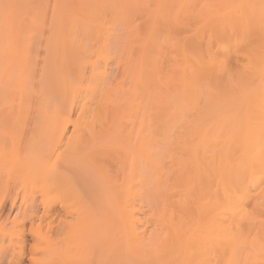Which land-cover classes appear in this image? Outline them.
<instances>
[{
	"label": "rangeland",
	"instance_id": "obj_1",
	"mask_svg": "<svg viewBox=\"0 0 264 264\" xmlns=\"http://www.w3.org/2000/svg\"><path fill=\"white\" fill-rule=\"evenodd\" d=\"M171 1H174V0H134V1H132V0H96V1L95 0H91V1L90 0H0V82H1L0 83V90L4 91V89H6L5 92L2 91V96H1V92H0V100H4V101H0V102H2V103H0V262H1L0 264H2V263L8 264L10 259L17 257L19 254H23V252H26L23 254L24 255L23 264H144L143 261L141 262L140 259L137 260L138 257L135 255V248L130 246L129 241L126 238V234L124 233L123 226H122L123 220H122L121 215H120V210H118V209H121V202L124 203V197L122 194H124L125 186H126L122 181L123 180V175H122L123 171H122V168L120 166V164H122L121 159H123L124 158L123 156H125L123 152L124 151L127 152V150H129V148H127V147H130L129 146L130 145L129 144L130 139H131L130 136H131V133L133 132V130L137 135V136L135 135L136 138L138 137V139H139V137L141 135V130L139 128L141 121H139L138 118L139 117L141 118L142 115H146V117H147L149 115L148 114L149 110H153V111L149 112L150 116L152 114H156V115L159 114L160 117L163 116L164 114L166 115V116L160 118L161 120L165 119V121L163 120L164 123L159 119V115L155 116V118H157L158 121L160 120L158 123H157V120L155 121V119H154V121H151V120H153V118H152L153 115L151 117L148 116L152 119L149 118L148 120H146L145 119L146 117L144 116L145 118L142 117V119H140V120H143V118H144V120L151 122L153 124V125L151 124L153 126V129H151V130H153V132L155 131V133L152 135L150 133L148 134L150 137V141H152L151 139H153L152 138L153 135H154L153 136L154 138L156 137L155 138L156 140L160 141V144L163 143V141H161V140H164V138H165L167 140V141L164 140L165 142H167L166 145L164 144L165 142L161 145H165V148H167V147L171 148L169 152H171L173 149L174 151H172V152H174V153H170V154L176 155V157L178 159V157L184 158L185 155H187V154H184V156H183L182 152H184L183 150H185V149L182 150V148H181V146L184 147V145H183V144H185L184 142L187 143V141H188V140H185V134H187V136H188L187 139H190L189 141H191V142H192V139L190 137H192V138L194 137L195 144L201 140L199 138L203 137V133L205 134L208 131L211 133L210 130H213L212 132L215 131L214 134L215 135L217 134L216 136L219 135L218 132L225 130L224 132H221L222 136L220 133V135H219V136H221L220 138H222L225 133H226V135H227V133L229 134V132H230L229 135L231 136L232 130L235 128V125L238 123V121L236 119H234L236 121L233 120V116L235 115L234 116V118H235L236 115L237 116H239V115L245 116V114H247V112L250 113V110L247 111L246 109H244L246 107V105L244 103H243L244 105L241 104L242 107H244V108L239 107L241 105L237 106L234 110L232 109L234 107H231V109H229L230 107H228V109L225 108L223 110L224 112L222 111L224 113L223 114L224 116H222V114L220 113L221 115L219 117H221V120L218 117L219 121H221V123H222L224 120L223 118L225 116L227 117V115H228L230 117H227V118H231V115H232V118L230 121H228L227 118L225 117L226 118L225 120H227L229 123V125H227V127L225 126L227 129H225L224 124L226 125L227 121L224 120V122L222 123L223 126H219V121L217 120L218 118L214 119L212 121H208V123H207V120L205 119L206 120V122H205V120L203 119L204 113L202 110H204V109L203 108L202 109L197 108L201 102V101L199 102V100L205 99V96H202V95H205L204 83H205V81H206L205 79L207 77L202 72V70H203L202 64L204 63V60H206L205 63L208 62V60H207V58H205L206 57L205 54H202L203 57L201 59H200V57L202 55L201 56L199 55L202 51L207 50L206 48L208 47V45H207V43H204V41H203L204 38L205 39L207 38V36H205V33H203L204 36H202V35L197 36L198 35L197 33L201 32L203 30V28L205 30V25L207 24L206 23L207 22V20H206L207 14H206V11H204V10L208 11V7L210 8V6H211L210 10L213 11V13L220 12L221 14H223L224 11L226 12L227 9L220 7V6L225 7L226 2L229 1V3H230L233 1L234 7L231 9L235 10V9H237V6L239 4H243L242 6L245 7L244 3L246 4L247 1L244 0V3L239 2V4L237 2H235L236 0H232V1L226 0L224 2L222 0V3L220 2L221 0L220 1L219 0L218 1L206 0V2H205V0H204V2H203V0H200V1H198V0L194 1L193 0V2H195V3H193L192 0H190L191 2L189 0H183V2L181 0H175L176 1V2L174 1L175 4H173L174 2L172 3ZM188 1L190 2V4ZM237 1H240V0H237ZM241 1H243V0H241ZM255 1H257V0H255ZM255 1L253 3L250 0L248 3L252 2L253 5L256 6ZM259 1L262 2V0H259ZM259 1H257V2H259ZM179 2H181V3H179ZM196 2H200V3H196ZM213 2L214 3L216 2L214 7L217 5V7H215V8L218 11L214 10L215 8L212 10V6L214 4ZM217 2H220L218 4H222V5H218ZM233 2H232V4H233ZM260 2L258 4V6L260 4H262ZM184 3L187 4L188 7H187V5H184ZM191 3L197 4V5H193L194 8L196 6L195 10L193 7H190V6H192ZM252 3H250V4H252ZM179 4H180V6H178ZM227 5L229 6V4H227ZM249 5H247L248 8H249ZM92 6H95L96 8H94ZM104 6L107 7V9ZM172 6L174 8H171ZM242 6L239 5V7H238L239 9H237V11L240 12V9H242ZM179 7L180 8L183 7L184 9L188 8V9H185L183 13L180 12L181 13V15H180V14H178L179 12H177V11H180ZM89 8H91V9H89ZM191 8H193V10L196 13H193L194 11ZM222 8L225 10L224 11L221 10ZM263 8H264V5L262 7V10H264ZM181 10H182V8H181ZM187 10H188V13H190V12L192 13V14L190 13L188 18H187V16L184 17V15H188ZM202 10H203V12H202ZM174 11H176V13L178 15L177 18L174 15L175 14ZM198 14L200 16H198ZM202 14H204V15L206 14V15L205 16L203 15L204 16L203 17ZM191 16L193 17V19ZM172 17L173 18L175 17V19H173ZM182 17H184V18L182 19ZM200 17H202V20L204 19L203 22H202ZM196 18H198V19H196ZM176 19H177V21L180 20V22L183 24H187V21L189 20L191 22H188V23H191V24H189L191 26H189L188 24L185 26H183V24H182V26H180L181 23L179 24V22H178L176 24V22H175ZM193 20H199L201 22V24H203V26H201L200 22H199V28L196 27L198 21H196L197 23L196 22L194 23ZM91 21H93V22H91ZM173 21L175 24H173V26H171L170 24ZM168 22H169V25H166ZM42 25H44V26H42ZM188 26H189V28H188ZM172 27H173V29H172ZM178 27H181V28H178ZM193 27L194 28L196 27V28L194 29ZM201 28H202V30H201ZM175 29H177V30H175ZM196 29L200 30V31L196 33ZM112 30H115V32H112ZM155 30H158V31L154 32ZM161 30L163 31V33L161 32ZM174 30H175V32L176 31H179V32L177 34L173 33ZM204 30H203V32H204ZM168 31L173 33V35ZM193 31L195 32L194 35L191 34ZM109 32H111L113 34L116 33L117 35L116 34L113 35L111 33H110L111 34L110 35ZM154 33L156 34L155 38L153 35ZM201 34H202V32H201ZM195 35L198 37V39L199 38L202 39L201 44H198V43H200V42H198L200 39L195 40V37H194ZM59 36H61V37H59ZM165 36L167 37V39ZM187 36H188V38H187ZM163 37H165L164 39H166L167 42H164V41H166V40H164L162 43ZM170 37L173 38L172 40H174V41L169 40ZM182 37L187 38V40L192 37V40L190 39L188 41L189 43H191L190 41H192L191 45L189 43H187V40H185V38H184V40H185V42H184L181 39ZM197 37H196V39H197ZM111 38H112V40H115V39L116 40L111 42L112 41ZM177 38L178 39L180 38L181 42H179L180 39L178 40ZM154 39H155V41H154ZM74 40H76V41L83 40L84 42H86V44H89L90 46L96 44V46H97L96 48H98L99 46H103V44L106 42L107 43L110 42L111 44H113L117 41L116 44L118 43L117 45L122 47V49L119 47L122 51H120V49H118L117 52L113 51L114 52L112 54L113 56L110 55L111 57H113V59L111 57L109 58L108 55H107V57H106V55L105 56L102 55V54H106L105 52L102 53L99 51H96V59L93 58V60L100 62V66L103 69H106L108 74H109V72H111L110 75L115 78V79H113V77H112V79L111 78L110 79L112 81L111 83L113 84L114 88L116 89V95H117V98L120 100V102H123L124 104L125 103L132 104L133 106H130L131 111L134 107L135 112L132 111L131 113H129L130 110L128 112L126 110L127 108L125 109L127 112L123 111L125 113L123 114V118L120 119V126L118 125L119 120L113 121L114 123H111V124H110L111 121L108 120L109 123L107 122L108 124H105V125L103 123H95L94 125L88 126V124H83V123H79L77 125L74 122H72V123L70 122L67 124L61 123L62 124L61 125L60 123L37 119L36 114L38 115V113H36V112H38V110H37V107H38L37 104L38 103L36 101L38 99L44 98V96L40 92H38V90H37L39 88V84H38L39 78H35L34 85L37 86L38 88H36L37 92L35 90V92L33 93L34 95L32 96L33 97L32 101L33 102L35 101L34 103H36V105L33 103L35 106V109H34V107H33V110L29 108L27 118H25L24 120L18 119L19 112H20L19 108L21 106V104L20 105H18V104L21 103V98L19 97V95H14V94H18L17 92L15 93V91H17V89H18V87H17L18 84L16 85V83L11 81L12 76L5 75L8 73L7 71H9V68L12 66V64L14 62H15V65H17V66L22 65V61H23L22 58L19 61V57H15L16 54L17 53L22 54V52H21L22 48L31 50V55H32V61L31 62L33 64V67L36 68L35 69V71H36L35 77H38L39 75H37V73L40 72L39 70L42 69L45 61L48 60V58L46 57V55L48 54L47 49H46V45L49 43H51V45H55V46L60 45L59 46V48H61L60 52H59L60 56H59V53H57L55 51L54 52L56 53V56L58 58L59 57L61 59L63 58V60L62 61H54L55 56L52 57L50 60V62H51L50 63V69H53L52 67L57 63L58 64L60 63L61 69L63 70V68H64L65 69L64 71H66V69L69 68L67 66H70V72L71 73L69 72V74L67 76V80L71 84H73L74 82H75L74 84H76L77 81H75V78L73 77V71L78 68V65H79V68H81V67L87 68L86 69L87 76H89V73H91V69L89 68V64H83L82 66H80V64L75 62V64L71 65L72 63H74L71 60V56H72V50H71L72 46L71 45H72ZM108 40H111V41H108ZM149 40L154 42V43H151V46H152V44H156L157 47H160L159 50H162V51H159V53H160L159 55L156 54L157 59H158V63L159 62L160 63L158 65V73H156L155 78L153 80L150 78V76H151L150 72L151 71L149 69L150 66H148L146 71H145V74H144V80L145 81H144V83H141L140 82L141 81V78H140L141 55L147 54V56L146 55L145 56L147 57L146 63H148V60H149L148 56H149V53L151 50V47H149V45H150ZM176 40H178V41H176ZM63 41H64V43H63ZM175 41L177 42V44ZM194 41L198 42L197 43L198 45L196 44L197 47L195 46ZM205 42H208V39ZM122 43H123V45H122ZM164 43L170 45L171 47L168 45H165ZM180 43H183V44H181L182 46L180 47L181 49L179 50L178 44L180 45ZM30 44H31V46H30ZM64 44H65V46H64ZM187 44L190 45L191 47L192 46L194 47L193 48L194 53L200 52L199 54H197L199 57L196 54H193V51L192 52L190 51L192 49V48L190 49V46H189L190 50H188V53H185V51H187V49H188ZM200 45L201 46L203 45L202 47H204V48L206 46V48L204 50H202L203 48ZM32 46H34L35 50L33 49ZM63 46L65 48H63ZM183 46H184V49H182ZM198 46H199V48H198ZM17 48H19V50ZM125 48H127V49H125ZM67 49H69V50H67ZM196 49H198L199 51L195 52ZM155 50L157 51L156 53H158V50L157 49H155ZM164 50L166 51V55H167V52H168V54H170V53L171 54L169 56H165L164 58H162V57L160 58V56L165 55L163 53ZM236 50L237 49L232 50L233 51L232 58H234L236 56L237 59L234 58L235 61L233 59L231 61V64H230L231 69L234 68L233 66L236 65L235 69H232L233 73L235 75L238 72H240L246 64V57L243 55L244 53L241 54L242 53L241 52L239 54L238 50L237 51ZM176 51L180 55H178L176 53ZM182 51L184 54H182ZM234 51H236L237 53ZM142 52H145V53L143 54ZM152 53H151L150 57L153 56ZM202 53H204V52H202ZM7 54H9V55H7ZM188 54H189V56H188ZM221 54H222V58L220 56L219 59H223L226 56L225 53H221ZM221 54H219V55H221ZM233 54H236V55L233 56ZM100 55H101V57H100ZM103 56H104V58H107V60L105 59V61H104V59H102ZM173 57H174V59H173ZM196 57H197V59H196ZM8 58H10V60H8ZM108 58H109L110 62L108 61ZM5 60H7V61H5ZM194 60H195V63H194ZM199 60H202V61L200 62ZM101 61L102 62L104 61L105 65H104V62L102 63ZM106 61H107L108 65L106 64ZM233 61L235 62V65H234ZM196 62H198V63H196ZM7 63H8V66H10V67L7 66ZM18 63H20V64H18ZM205 63H204V66H205ZM48 64H49V62H48ZM173 64H175V66ZM136 65L139 67H137ZM85 66H87V67H85ZM173 67H175V68H173ZM188 67H190V69ZM107 69H109V70H107ZM137 69H138V71H137ZM187 69L190 70L189 74L190 73L194 74V76L192 75L193 77L189 78L191 75L189 77L187 76L188 75L187 72L189 71ZM184 70H185V72H184ZM193 70L195 72L196 71L197 72L195 73ZM199 71H201V72L199 73ZM176 72L180 73L181 76L183 75V73L185 75L180 77V75L179 74L177 75ZM1 74H3V75H1ZM173 74H175V75H173ZM196 75H197V77H196ZM201 75H204L205 77H201ZM176 76L177 77L179 76L181 78V80H180V78L175 79ZM185 76H187L188 78H185ZM199 76L201 79H203L205 81L199 80L200 79ZM182 78H185L189 81H187L185 79L182 80ZM193 78H195V81H194L195 84L193 83L194 85H192V82H193L192 79ZM150 79H151V81H150ZM190 79H191V82H190ZM62 80L63 79H61L60 75H59V79L57 81H55V83H54V80H51V83L55 84V85L53 84V87L54 88L56 87L55 88L56 90L53 88L54 89L53 92H54V94L56 93L55 97L58 99H60L63 96V94L65 93V89L68 86V83L63 82ZM175 80L177 81V83L173 82ZM184 80H185V82H190V83L185 84ZM196 80L198 81V83L196 82ZM97 81L101 83V80H97ZM180 81H183L184 84L183 83L181 84ZM160 82H162V83H160ZM201 82H203L202 85L200 84ZM196 83L198 85H196ZM12 84H14L15 87ZM137 85L139 86V88ZM141 85L144 86L145 88L142 87ZM149 85H151V86H149ZM185 85H187V87H185ZM2 86H4V87H2ZM120 86H122L123 88ZM158 86H160L159 87L160 91H158L159 89L157 90ZM161 87L163 88V90L161 89ZM15 88H17V89L15 90ZM155 88L157 91L155 90ZM142 89H143V91H142ZM178 89H179V91H178ZM195 89H197V90L193 91ZM169 90H170V94L168 93V98H167L166 92L167 91L169 92ZM199 90L200 91L202 90L204 94L200 93ZM198 91H199V93L197 95ZM119 92L121 94H118ZM142 92H144V93H142ZM145 92H147V93H145ZM148 92H149L150 98L148 96ZM155 92L157 93L156 94L157 96L155 95L157 99H155V97H153L154 94L152 95V93H155ZM158 92H159V94H158ZM161 93L163 96L166 97V100L161 95ZM194 93L196 94L195 96H197V97L194 96ZM58 94H59V96H58ZM13 95H14V98H12ZM137 95H139V96H137ZM83 96L86 97L85 94ZM137 97L138 98L143 97L144 101L146 102V106L148 105L146 108L142 104V106L145 107V110H146L145 112L143 110L140 111V107H139L140 104L138 105V103L140 101L137 100ZM151 97L153 99H155L156 101L151 102V99H152ZM160 97H162L164 100L161 99ZM174 97H177L178 100H176V98H174ZM125 98H127V100H125ZM182 98H185L187 100L182 99ZM191 98H193V100H194V104L191 103L192 105L189 102L191 100ZM135 99L137 101H135ZM149 99H150V101H149ZM153 99H152V101H153ZM167 99H169V101ZM18 100H19V102H18ZM160 100H162L160 104L161 105L165 104V105L153 107L154 104H156V103L158 105ZM170 100L174 101L173 102L174 104L178 103V104H175L176 106L174 105L173 111H171L172 110V107H171L172 102H170ZM184 100H185V102L181 103ZM193 100H191V102H193ZM8 101L11 102V104L7 103ZM148 101H149V103H148ZM163 101H168V102L166 104V102L163 103ZM195 101L196 102L198 101L199 103L198 102L195 103ZM3 102L6 103V105L3 104ZM12 103L15 105H13ZM185 103H187V104H185ZM42 104H43V102H42ZM168 104H170V107H169L170 113H168V111H166L168 106H169ZM184 104H185V106H184V108H182L183 110L180 109ZM195 104H197L196 108L198 111L196 110V108H194L196 106ZM177 105H179V106L181 105V106L177 107ZM40 106H41V104H40ZM188 106H190L192 108H190V107L188 108ZM136 107L139 110H136ZM149 107H153V108L149 109ZM161 107L163 109H165L167 107L166 110H163V111H166L167 114L164 112H163L164 114L159 113L158 111L162 112V110L154 109V108L160 109ZM185 108H187V109L184 111ZM237 108H240L239 111L241 110V112H238ZM128 109H130V108H128ZM192 109L196 110L197 113H196V111H194ZM154 110H156L157 113L154 112ZM226 110H227V112H226ZM229 110H230V112L228 113ZM235 110H237L238 113ZM48 111L51 113L54 112V110L51 107L48 109ZM178 111H182L183 115H180L179 113H182V112H178ZM200 111H202L201 115H199ZM11 112H14V113H11ZM140 112H141V114L142 113H144V114L140 115ZM176 112L179 115L178 117H181V118L176 117L177 116V114H175ZM184 112H187V114H185ZM198 112H199V114H198ZM17 113H18V115H16ZM171 113L173 114V116L175 118L172 117ZM125 114L130 115L129 118H125V117H127V115L124 117ZM132 114H134V115H132ZM30 115L32 116L31 118H30ZM33 115H34V117H33ZM77 115H78L77 112L76 113L74 112L72 114V116L74 117V118L72 117L73 120H75L77 118ZM131 115L133 116V118ZM198 115L200 117L202 116V118H201L202 121H199V122L197 121V120H200V119H198V117H199ZM169 117L171 120L169 119ZM34 118H35V120H34ZM177 118L180 120L179 121L180 123L178 122ZM30 119H32V120H30ZM181 119H183V120H181ZM172 120H174V124H173L174 126L172 124L169 125V123H173ZM216 120H217V122H216ZM232 120H233V122H232ZM37 121L39 123H37ZM125 121H127L128 124L131 123L130 126L128 124H126ZM134 121H136V122H134ZM146 121H144V124H145L144 130L145 131L148 130V127H149V129L151 127V125ZM175 121H176V123H175ZM116 122H118V123L116 124ZM188 122H190V123L183 126V124L188 123ZM202 122L206 123V125L202 124ZM211 122L217 123L216 125L214 123L213 124L217 127L219 126L218 127L219 131H218V128L214 127L213 125H211L212 129L210 128V124H212ZM146 123H148V125H146ZM166 123H168V125L164 126ZM58 124H60V126H58ZM75 124L77 126H81L79 128V129H81V131L82 130L84 131L85 129H87L86 130V131H88L87 137H89V140L91 139L90 144L88 143L90 141L87 142L88 146L84 145L85 144L84 140H82L83 142H81L80 136H79L80 132L77 130H76L77 132H75V128H74V127H76ZM157 124L162 125L161 127L164 130L163 131L161 129V127H159L161 129V132H159L158 135H157L158 131H156L158 129ZM179 124H181V125H179ZM171 125L173 126V128H171V130L176 128L175 131L178 133L179 130L181 128H183V130L181 129L180 132L183 131L185 134L184 133H180V134L178 133L179 134V136H178L177 133L174 131L175 137H173V135H172L173 132L171 130H170L171 132H169V129H170L169 126H171ZM197 125H199V126H197ZM84 126L86 128L82 129V127H84ZM100 126L102 128H100ZM230 126H232V127H230ZM97 127H98V129L100 128L99 131H97ZM154 127H156V129H154ZM167 127H168V129H167ZM198 127L201 128L203 131H205V129H208V128L209 129L206 130V132H202V130L200 129V132H199ZM220 127H223V128H220ZM76 128L78 129V127H76ZM94 128H95V130H94ZM136 128H137V130H136ZM178 128H179V130H178ZM165 129H167L168 132L167 131L165 132ZM193 129H194V131H193ZM197 129H198L197 132L200 133L199 136L202 135L199 138H198V133L195 132V130H197ZM89 130H91V133H89L90 132ZM151 130H148V131L153 133ZM86 131H85V133H86ZM94 131H95V133H94ZM96 131L100 134H98ZM137 131L139 134L137 133ZM148 131H147V133H148ZM190 131L192 133H196L197 135L196 134H194V136L191 135L192 133L190 134ZM125 132H126V134H125ZM145 133L146 132H143V135ZM160 133H163V134L161 135ZM167 133H168V136L166 135ZM226 135H224V136H226ZM123 136H124V139H123ZM162 136H164V137L162 138ZM160 137H161V139L159 140ZM170 137H172V138L170 139ZM177 137H179V139H182L184 141H182V140L179 141V139ZM174 138L176 141H174ZM197 138L199 139V141ZM134 140H136V139L134 138ZM146 140L147 141L149 140L148 136H147ZM93 141L94 142L96 141V142L94 143ZM158 141H156V142H158ZM171 141H173V142H171ZM196 141H198V142H196ZM125 142H127L128 144ZM168 142L170 144L172 143L171 146L169 145ZM177 142H178V145H177ZM191 142H190V144H192V145H190L189 143H187V145L189 144L190 147L196 146V145H194V142L193 143H191ZM124 143L127 144V147H125L127 149H125L121 146ZM154 143H155V140L153 139V142L151 144H154ZM167 144H168V146H167ZM173 144L174 145L176 144V145L173 146ZM187 145L184 148H186ZM82 146H84V149L82 148ZM75 147H76V149H75ZM86 147H88V148H86ZM177 147H179L181 149L180 150L178 148L179 152H178V150L174 149V148L177 149ZM85 148H86V150H85ZM100 148L102 151L100 150ZM103 148H104V150L106 149L105 151L108 154H110L109 152L111 150H113L114 153L116 152L115 158H113L114 160L112 159L113 161H110L111 159L110 160L108 159L109 155L105 151H103ZM108 148H112V149H108ZM34 149H36L37 151ZM121 149H122V151H121ZM52 150H53V154L51 152ZM76 150L77 151L80 150L81 152H84L85 154H87L89 152L91 154V152L92 151L94 152V150H96V152L99 151V153H95V152L92 153V156H91V158L93 159V162H92L91 160L87 161L86 158H84V157L78 158L79 155H77L78 152ZM33 151H36V154L34 152L35 156L37 155L39 157V154L41 155L39 158L41 161L43 160V164L39 165L38 168L41 169L42 172H44L43 175L34 176L33 174H29V172L22 173L19 170L20 168L19 167L17 168V166L19 165V163L21 161H23L25 159L32 160ZM56 152H60V154H62L61 152H63V153L66 152V153H68L72 156H75V157H72L71 160L66 161L68 163V165L66 167L64 165V163L61 164V162L57 159L56 155H58V153H56ZM100 152L102 154H104V157L102 154H100ZM103 152H105V153H103ZM185 152H188V151L185 150ZM120 153H121V155L123 154L122 155L123 158H121ZM45 154L46 155L48 154V155L46 156ZM99 154L102 156H100ZM98 155L101 157L100 159H99ZM105 155H107L106 158L109 161H105L107 159H103L101 161L102 157L105 158ZM110 156H111V154H110ZM117 156L119 158L117 160H115L117 158ZM46 157L48 159H45ZM110 158H112V156ZM50 159H52V160H50ZM167 159H169V162ZM167 159H165V160L168 164L164 161L163 163H165V164H163L162 166H164V165L168 166L170 164L168 166V168H169L172 165V161L170 158H167ZM78 161L79 162L81 161V163H83V164L79 163ZM61 166H63V167H61ZM64 166H65V168H64ZM83 166H85V167H83ZM166 166L163 169H165V168L167 169ZM106 167L107 168L110 167L109 170H111V171H109V170L105 171V169L107 170ZM119 169H120V171H119ZM166 169L164 170L165 173L170 170V169H167V170ZM56 172H58V173L61 172L63 175H65L69 178L70 177L77 178L79 181H77V179H75V181H77L76 184L72 183V185H71V180L68 179L69 180L68 184L66 182L65 183L66 185L64 187L61 186L58 189V188L53 187L52 185H49V184H47V186H45L46 181L43 182V180H45V179H42V181L40 180L41 178H43V176L45 174L51 175V174H54ZM73 173L75 175H73ZM120 173L122 176H120ZM104 174H105V176H104ZM106 174H107V177H106ZM29 176H31V177H29ZM106 178L108 181L106 180ZM115 178L118 180L116 181ZM42 182L45 184L43 185ZM117 183H118V185H116ZM166 186H167V183L162 186V189L163 190L167 189V188H165ZM177 190H178V188L169 189L170 192L175 193L174 195L172 194L173 198H171V200H175V202H177L179 200V197H177V196H179L178 195L179 193L177 192ZM120 193H122V194H120ZM118 194L120 195L121 198L119 197ZM174 197H175V199H174ZM142 207H138V209L140 210L138 212V214H139L140 218L146 224L143 227L144 228L143 230L146 231V233L148 232L147 234L150 235V232L152 233L153 229H155V224L153 223V221L151 219V213H150L151 207L149 206V203L144 204L145 208L144 207L142 208ZM143 210H145V211H143ZM143 217H144V219H143ZM263 217H264V215H263ZM263 217H262L261 221L264 220ZM145 229H147V230H145ZM259 229L260 228H258V230ZM259 232L261 233L260 230H259ZM260 233H257V234H260ZM141 252H143V251H141ZM248 253H250V254H248ZM253 253L255 254L256 257L253 255ZM256 253L257 252H255L254 250H251V249L249 251L245 252V254H243V258L241 260L242 263L243 264H249V263L250 264H261V263H264V251L262 250L260 253H258L259 255ZM260 256H261V259H260ZM250 258L253 260H251ZM245 260H246V262H244ZM157 261H158L157 259L156 260L154 259L153 262H151L150 264H155V263L158 264L160 262V260L158 262ZM251 262H254V263H251Z\"/></svg>",
	"mask_w": 264,
	"mask_h": 264
},
{
	"label": "bare ground",
	"instance_id": "obj_2",
	"mask_svg": "<svg viewBox=\"0 0 264 264\" xmlns=\"http://www.w3.org/2000/svg\"><path fill=\"white\" fill-rule=\"evenodd\" d=\"M132 1H134V0H132ZM174 1H171V2L173 3ZM181 1L183 2V0H181ZM194 1H196V0H194ZM198 1H200V0H198ZM213 1H218V0H213ZM224 1H226V0H223V2ZM246 1L248 3L250 0L249 1L246 0ZM251 1L254 3L255 0H251ZM257 1H259V0H257ZM257 1H255L256 6H254L252 2H250L252 4H250V3L245 4L244 0L243 1H241V0L237 1L236 0L235 2H237L238 4H239V2L240 3L243 2L245 5V7H243L242 6L243 4H239L242 6V9H240V12L237 11V9H239L238 8L239 5L237 6V9L232 10L231 8L234 7L233 6L234 2L232 1L233 2V4H232V2L229 3V1H228V2H226L225 7L220 6V7L227 9L226 12L224 11L225 9H223V8L221 9L224 11V13L222 12L223 14H221L220 12L213 13V11L210 10L211 6L208 4L210 6V8L208 7V11L204 10V11H206V14H207V15L205 14L206 20H207V22H206L207 24L205 25V30L203 28V30H204V32H203V30L201 28V30H202L201 31L202 34H201V32H199L200 30L196 29V33L197 32L200 33V34L197 33L198 34V35L196 34L197 36H199V35L204 36L203 33H205V36H207V38L206 39L204 38V40H203L204 43H207V45H208L207 48L205 46V48L207 49V50H205L206 52L202 51L204 53H202V52L201 53L200 52L194 53V51H193L194 47L190 46L192 41H190L191 43L188 42L190 39L192 40V37L188 40H187L188 36H187V38H185V37L181 38L184 42H185V40H187V43L190 44V45L187 44L188 49H187V51H185V53H188V50H190L192 48L190 51L191 52L193 51V54L197 55L200 53L199 54L200 56L202 54H205L206 55L205 58H207V60H208V62H206V63H205L206 60H204L205 66H204V63L202 64L203 65L202 72L204 73V75L207 76L205 79L206 81L201 79L199 76V78H200L199 80L205 81V83H204L205 95H202V96H205V99L202 100L199 98L200 97L199 96L198 98L200 99L199 102L201 101L200 102L201 106L199 105L200 107L199 106L197 107V104H195L196 106L194 105L195 107L193 106L194 108L197 107L200 109H202V108L204 109V110H202L204 113L203 119L204 120L206 119L207 123H208V121H212L214 119H217L221 114H222V116H224L223 110L225 108L228 109V107H230L229 109H231V107H234V108H232L234 110L237 106H239L243 103L246 105V107L244 108V107H242V105L239 107H242V108L246 109L247 111L250 110V113L247 112V114H245V116L244 115H239V116L236 115L235 118H234L235 115L233 116V120L236 119L238 121V123L235 125V128L232 130L231 136L229 135L230 132H229V134L227 133V135L229 137L226 135V133L225 134L223 133L224 135H226V136L223 135V137H222L224 139L223 140L220 137L222 136L221 132H224L225 130L218 132L219 135L221 133V136H219V135L216 136L217 134L216 135L214 134L215 131L212 132L213 130H210L211 131V133H210L209 131L206 132V130H208L209 128L205 129V131H203L201 128L198 127L199 132L201 129L202 132H206V133L205 134L203 133V137L199 138L202 135L199 136L200 133L197 132L198 129L195 130V132L198 133V138L201 139L199 141V139L197 138L199 142L196 141L198 143L195 144L194 137L192 138L190 136L191 135L194 136V134H196V133H192L190 131V134L192 133L189 136L192 139V142H191V141H189L190 139H187V137H188L187 134H185L183 131L180 132V130L181 129L183 130V128H181L180 130L178 128L179 134L180 133L185 134V140H188L187 143L190 144V142L191 143L194 142V145H196V146L193 145L194 147H190V145H192V144L187 145V143L184 142L185 143V144H183L184 147L186 145H187V147L184 148L181 146V148H182V150L185 149L188 152H185V150H183L184 152H182V154H183V156H184V154H187V155H185V157H184L185 159L180 158V157H178V159H177L176 155L170 154V153H174V152H172L174 150L172 149V151L169 152L171 148L167 147L168 144L166 146L167 148H165V145L167 143V142H165V141H167L165 138H164L165 141L161 140V141H163V143L165 142L164 143L165 145H161L163 143L160 144V141L156 140L155 139L156 137L154 138L153 137L154 135H153L152 138L155 140V143L151 144L153 142V139H151L152 141H150V137L148 135L149 133L151 135L154 134L155 131L153 132V130H151V129H153V126H152L153 124L151 122L146 121V120H148L153 115V117H152L153 120H151V121H154V119H155V121L157 120V123H158L161 120L160 118L166 116L164 114V113L167 114L166 111H168V113H170V111H169L170 110V108H169L170 104H168L169 109L166 107L167 110L165 107H164L165 109H163L162 107H161L162 109L161 108L160 109L154 108L156 110H162V112L161 111H158V112L164 114L161 117L159 114H157V115H159V119H160L159 121L157 118H155V116H157L156 114H152L150 116L149 112L153 111V110L148 111L149 115L148 114L147 115L150 116V117L147 116L148 118L146 117V115H142L144 113L141 114V112H140V115H142V117H144V116L146 117V118L144 117L146 120H144V118H143V120L148 122L150 125L152 124L151 125L152 128L150 127V129H149V127H148V130H151L153 133H151L148 130H147L148 131V133H147V131L144 130V128H145L144 121L140 120V119H142V117L141 118L137 117L138 120L141 121L140 125H139L140 126L139 128L141 130V135H140L139 139H138V137L137 138L135 137L136 133L133 130V132L131 133V136H130V138H131L130 143H129L130 147H127V144H128L127 142H125L127 144L124 143L121 145L123 148H125V147L129 148V150H127V152L126 151L123 152L125 155V156H123L124 158L122 157L123 154L121 155L122 152L120 153L121 158H123V159H121L122 164H120L118 162L122 168V171H123V173H122L123 180L122 181L126 185L124 194L120 193L124 197V203L121 202V209H118V210H120V215H121V218L123 220L122 226H123V231L126 234V238L129 241L130 246L135 248V255L138 257L137 260L140 259L141 262L143 261L144 264H150L151 262H153L154 259L155 260L157 259L158 261L160 260V262L158 264H241L243 254H245V252L249 251L250 249L257 252L256 254L260 253L262 250L264 251V222H263L264 220L261 221V219L264 215V10H262V7L264 5L263 4L264 1L263 0H262V2L259 1L260 3H262L259 5L260 7L258 6L259 2H257ZM175 2L173 4H175ZM190 2H189V4H190ZM192 2H193V0H192ZM203 2H204V0H203ZM205 2H206V0H205ZM220 2L222 3V0ZM220 2H217V4ZM179 3H181V2H179ZM193 3H195V2H193ZM193 3H191L192 6H190V7L194 8L193 5H197V4H193ZM196 3H200V2H196ZM215 3L212 6V10L215 7H217V5L214 7ZM227 4H229V6ZM184 5H187V4L184 3ZM218 5H222V4H218ZM247 5H249V8ZM178 6H180V4ZM92 7L96 8L95 6H92ZM187 7H188V5H187ZM105 8L107 9V7H105ZM171 8H174V7L172 6ZM181 8L183 11L181 10ZM181 8H180V11H177V12H179L178 14H180V15H181L180 12L183 13L185 9H188V8L184 9L183 7H181ZM193 8H191V9L193 10ZM89 9H91V8H89ZM195 9H196V6H195L194 10ZM214 10H216V8ZM216 11H218V10H216ZM174 12H175V14H174L175 17L177 18L178 15H177L176 11H174ZM202 12H203V10H202ZM187 13H188V10H187ZM190 13H188V15H184V17L187 16V18H188ZM193 13H196V12L194 11ZM203 15L204 14H202V16ZM198 16H200V15L198 14ZM175 17L174 18L172 17V18L175 19ZM184 17H182V19ZM200 18L202 20V17H200ZM192 19H193V17H192ZM196 19H198V18H196ZM203 20H202V22H203ZM196 21H198V23ZM91 22H93V21H91ZM169 22L166 25H169ZM175 22H176V24L178 22H179V24L181 23L180 20L177 21V19L175 20ZM188 22H191V21H189V20L187 21L188 25L191 24ZM193 22L194 23L196 22L198 25V26L196 25V27L199 28V22L200 21L199 20H193ZM173 24H175L174 21L170 25L173 26ZM182 24L183 23H181L180 26H182ZM187 24H183V26H185ZM200 25L203 26V24H201V22H200ZM42 26H44V25H42ZM189 26H191V25H189ZM189 26H188V28H189ZM178 28H181V27H178ZM172 29H173V27H172ZM175 30H177V29H175ZM175 30L173 33L177 34L179 31L175 32ZM156 31H158V30H155L154 32H156ZM112 32H115V30H112ZM161 32L163 33L162 30H161ZM168 32H170V31H168ZM193 32L191 33L192 35L195 34V32L194 33ZM110 33L111 32H109V34ZM173 33H171V34L173 35ZM111 34H113V33H111ZM115 34L116 33H114L113 35H115ZM153 35L155 38L156 34L154 33ZM196 35L194 36L195 40L200 39L198 41L200 43L194 41L195 43L194 42L193 43L195 44V46L197 43L198 44L202 43V41H201L202 39L201 38L198 39V37ZM59 37H61V36H59ZM165 37H163L162 43L164 40L167 39V37H166V39H164ZM196 37H197V39H196ZM184 38H185V40H184ZM172 39L173 38L170 37L169 40H172ZM181 39L179 40V42H181ZM207 39H208V42H205ZM111 40H112V38H111ZM111 40H108V41H111ZM115 40H112L111 42H113ZM178 40H176V41H178ZM75 41L76 40H74L72 45H71L72 46L71 47V50H72L71 60L74 62L71 65L75 64V62L80 64V66H82L83 64H89V68L91 69V73L88 72L89 76H87V72H86L87 68H84V67L79 68V65H78V68L73 71V77L75 78V81H77L76 84H74L75 82L73 83L74 85L69 83V81L67 80V76L70 72V66H67L69 68L66 69V71H64L65 69L64 68H63V70L61 69L60 63L59 64L57 63L52 67L53 69H50V63H51L50 60L52 57L55 56L54 61H62L63 60V58L62 59L60 57L58 58L56 56V53H55V52H57V53L60 52V49H61V48H59L60 45L55 46V45H51V43L46 45V49H47V53H48L46 55V57L48 58V60L45 61L42 69H40L39 70L40 72L37 73V75H39L38 77H35V75H36L35 69L36 68L33 67V64L31 62L32 61L31 50L20 48L22 50L21 51L22 54H20V53L16 54L15 57H19V61L22 58V60H23L22 65L17 66V65H15V62H14L12 64V66L10 67V66H8V63H7V66L10 68H9V71H7L8 73L5 75L12 76L11 81L16 83V85L18 84V86H17L18 89L15 88V90L17 89V91H15V93L17 92L18 94H14V95H19V97L21 98V103L18 104V105L21 104V106L19 108L20 112L18 111L19 112V116H18L19 120L20 119L24 120L25 118H27L29 108L33 110V107H34V109H35L34 104L36 105V103H34L35 101L34 102L32 101L33 100L32 96L34 95L33 93L35 92L36 88H38L37 86L34 85L35 78H39V83H38L39 88L37 90H38V92H40L44 96V98L38 99L36 101L38 103L37 104L38 107L36 106L37 110H38V112H36V113H38V115L36 114V116H37V119H39V120L51 121V122H56V123H60V124L61 123L67 124L70 122L71 123L74 122L78 125L79 123H83V124H88V126L94 125L95 123H103L105 125V124H108L109 121H111L110 122V124H111V123H114L113 121L119 120L118 125L120 126V119L123 118V114L125 113L123 111L127 110L129 112V110H130L129 113H131L132 111L135 112L134 107L131 111L130 106H133L132 104H129V103L124 104L123 102H120V100L117 98L116 89L114 88L113 84L111 83L112 82L111 79L113 77L110 75L111 72H109V74H108L106 69H103L100 66V62L93 60V58L96 59V51H99L102 53L105 52L106 54H102V55H104V56L106 55V57L108 55L110 58L111 56H113L112 55L114 53L113 51L117 52L118 49H120V48L122 49V47L117 45L118 43L116 44L117 41L113 44H111L110 42H108V43L106 42L103 44V46H99L98 48H96L97 47L96 44L90 46L89 44H86V42H84L83 40H79L76 42ZM154 41H155V39H154ZM172 41H174V40H172ZM149 42H150L149 47H151V50H150V53L148 56L149 57L148 63H146L147 54H144L145 52H142L144 55L140 54L141 55V61H140V65H141L140 66V78H141V81L140 82L141 83H144V81H145L144 80V74H145V71H146L148 66H150L149 69L151 71L150 72L151 73L150 78L152 80L155 78L156 73H158V65L160 63V62L158 63L157 55H159L160 54L159 51H162V50H159L160 47H157L156 44H152V46H151V43H154V42H152L150 40H149ZM164 42H167V40ZM63 43H64V41H63ZM176 44H177V42H176ZM181 44H183V43H180V45L178 44L179 50L181 49L180 48L182 46ZM122 45H123V43H122ZM165 45H168V44H165ZM30 46H31V44H30ZM64 46H65V44H64ZM64 46H63V48H65ZM168 46H170V45H168ZM189 46H190V49H189ZM32 47L34 49V46H32ZM198 48H199V46H198ZM202 48H203L202 50L205 49L204 47H202ZM17 49L19 50V48H17ZM121 49H120V51H122ZM125 49H127V48H125ZM155 49L158 50V53H156L157 51ZM182 49H184V46ZM233 49H237L239 54L241 52H242L241 54L244 53L243 55L246 57V64H245L244 68L242 70L240 69L241 71L238 72L236 75L233 73V70H232V69H235L236 65H235L234 61H235V59H237L236 56L234 57L235 59L232 58V53H233L232 50ZM67 50H69V49H67ZM183 51H182V54H184ZM197 51H199V50L196 49L195 52H197ZM236 51H234V52H236ZM151 53L153 54L152 57H150ZM163 53L165 55L160 56V58L161 57L164 58L165 56H169L171 54V53L168 54V52H167V55H166L165 50ZM176 53H177V51H176ZM221 53L226 54L225 57L223 56L224 57L223 59H219L220 56L222 58ZM177 54L180 55L179 53H177ZM219 54H221V55H219ZM7 55H9V54H7ZM234 55H236V54H233V56ZM59 56H60V53H59ZM104 56L102 59H104V61H105V59L107 60V58H104ZM188 56H189V54H188ZM100 57H101V55H100ZM202 57H203V55L200 57V59ZM109 58H108V61L110 62ZM111 58L113 59V57H111ZM173 59H174V57H173ZM196 59H197V57H196ZM233 59H234L233 62H234L235 66H233L234 68L231 69L230 64H231V61ZM8 60H10V58H8ZM202 60H199V61L201 62ZM5 61H7V60H5ZM48 62H49V64H48ZM194 63H195V60H194ZM196 63H198V62H196ZM18 64H20V63H18ZM106 64H107V61H106ZM104 65H105V62H104ZM173 65L175 66V64H173ZM85 67H87V66H85ZM137 67H139V66H137ZM173 68H175V67H173ZM188 68L190 69V67H188ZM189 69H187V70H189ZM107 70H109V69H107ZM137 71H138V69H137ZM184 72H185V70H184ZM189 72H190V70L187 72L188 73L187 76L189 77L191 75L189 78L193 77L194 74L193 73L189 74ZM200 72L201 71H199V73ZM178 74L180 75V73H177V75ZM1 75H3V74H1ZM59 75H60L61 79H63L62 80L63 82L68 83V86L65 89V93L63 94V96L60 99L56 98L55 97L56 93L54 94V92H53L54 89L56 88V87L55 88L53 87V84L55 83V81H57L59 79ZM173 75H175V74H173ZM183 75H185V74L183 73ZM204 75H201V77H205ZM182 76L180 75V77H182ZM187 76H185V78H188ZM180 77L176 76L175 79H178ZM196 77H197V75H196ZM185 78H182V80ZM113 79H115V78L113 77ZM151 79H150V81H151ZM193 79H192V81H193L192 85L195 84V82H194L195 78H193ZM51 80H54V83H51ZM97 80H101V83L98 82ZM180 80H181V78H180ZM185 80H187V79H185ZM185 80H184V82H185ZM187 81H189V80H187ZM173 82L177 83L176 80ZM180 82H181V84L182 83L184 84L183 81H180ZM190 82H191V79H190ZM190 82H185V84L190 83ZM196 82L198 83L197 80H196ZM160 83H162V82H160ZM197 83H196V85H198ZM200 84L202 85L203 82H201ZM12 85L14 86V84H12ZM151 85H149V86H151ZM2 87H4V86H2ZM120 87H122V86H120ZM142 87H144V86H142ZM159 87L160 86H158V88H157V90L159 89L158 91H160ZM185 87H187V85H185ZM138 88H139V86H138ZM161 89L163 90L162 87H161ZM37 90H36V92H37ZM155 90H156V88H155ZM196 90L197 89H195L193 91H196ZM2 91L3 90H0L1 96H2ZM5 91H6V89H4L3 92H5ZM142 91H143V89H142ZM178 91H179V89H178ZM199 91L197 92V95H198ZM201 91H200V93L204 94L203 91L202 92ZM149 92H148V96L150 98ZM142 93H144V92H142ZM145 93H147V92H145ZM166 93H167L166 96L168 98V93L170 94V90H169V92L167 91ZM195 93H194V96L196 95ZM84 94L86 97L83 96ZM118 94H121V93L119 92ZM156 94H157L156 92L152 93V95H153V97H155V99H157ZM158 94H159V92H158ZM14 95L12 98H14ZM161 95H162V93H161ZM58 96H59V94H58ZM137 96H139V95H137ZM163 97L166 100V97L165 96H163ZM195 97H197V96H195ZM160 98L163 99L162 97H160ZM174 98H176V100H178L177 97H174ZM152 99H151V102L156 101L155 99H153V101H152ZM182 99H185V98H182ZM125 100H127V98H125ZM137 100L140 101V102L138 101L139 103L137 102L138 105L140 104V106H139L140 111L143 110L145 112L146 111L145 107L147 108L148 105L146 106V102L144 101V98L143 97H139V98L137 97ZM137 100L135 99V101H137ZM167 100L169 101V99H167ZM185 100H187V99H185ZM185 100L182 101L181 103L185 102ZM191 100H193V98H191ZM191 100L190 101L188 100L190 102V104L191 103L194 104V100H193V102H191ZM0 101H4V100H0ZM149 101H150V99H149ZM149 101H148V103H149ZM161 101L162 100H160L159 104L161 103ZM168 101H163V103L166 102V104H167ZM18 102H19V100H18ZM42 102H43V104H42ZM170 102H172V104H171L172 110L171 111H173L174 105L178 104V103L174 104L173 103L174 101H171V100H170ZM197 102L195 101V103H197ZM0 103H2V102H0ZM7 103L11 104V102H9V101ZM3 104L6 105V103H4V102H3ZM40 104H41V106H40ZM142 104L145 107H143ZM159 104L157 105V103H156V104H154L153 107L165 105V104H163V105H161V104L159 105ZM185 104H187V103H185ZM185 104L180 109L184 108ZM13 105H15V104H13ZM180 106L177 105V107H180ZM190 106H188V108ZM50 107L54 110V112L51 113L48 111V109ZM137 107H136V110H139V109H137ZM153 107H149V109L153 108ZM128 108H130V109H128ZM190 108H192V107H190ZM197 108H196V110H197ZM186 109L187 108H185L184 111ZM239 109L240 108H237L238 112H241V110L239 111ZM156 110H154V112L157 113ZM163 110H166V111H163ZM192 110H194V109H192ZM196 110H194V111H196ZM237 110H235V111L237 112ZM197 111H196V113H197ZM202 111H200V114L198 112V114L201 115ZM74 112L75 113L77 112V114H78L77 118L75 120H73L74 117L72 116V114ZM178 112H182V111H178ZM226 112H227V110H226ZM229 112H230V110L228 111V113ZM11 113H14V112H11ZM184 113L187 114V112H184ZM175 114H177V112ZM179 114L183 115V112L179 113ZM16 115H18V113ZM126 115H127V117H125ZM132 115H134V114H132ZM129 116L130 115H128V114L124 115L125 118H129ZM178 116L179 115L177 114L176 117H178ZM31 117L32 116L30 115V118ZM33 117H34V115H33ZM172 117H174L173 114H172ZM225 117L224 118L222 117V118L225 120L227 117H230V116L227 115V117L226 118ZM132 118H133V116H132ZM152 118H150V119H152ZM178 118H181V117H178ZM178 118H177V120L179 122L180 120ZM201 118H202V116L201 117L199 116L198 119H200V120H197V121L198 122L202 121ZM219 118L221 120V117H219ZM219 118L217 119L218 121H219ZM231 118H232V115H231ZM231 118H227V120L230 121ZM32 119H30V120H32ZM169 119H170V117H169ZM34 120H35V118H34ZM163 120L165 121V119H162L161 121L163 122ZM181 120H183V119H181ZM206 120H205V122H206ZM217 120H216V122H217ZM224 120H223V122H224ZM227 120H225V121H227ZM233 120H232V122H233ZM236 120H234V121H236ZM228 121L226 122L227 123L226 125L224 124V127L225 126L227 127V125H229ZM118 122H116V124ZM134 122H136V121H134ZM172 122L173 123H169V125L170 124L173 125L174 120H172ZM216 122L215 123L213 122V123L216 125L217 124ZM37 123H39V122L37 121ZM125 123L128 124L127 121H125ZM148 123H146V125H148ZM175 123H176V121H175ZM189 123L190 122L185 123V124L182 123V124H183V126H185ZM213 123L210 124V128H211V125H213L214 127H217ZM222 123H221V121H219V126H223ZM60 124H58V126H60ZM76 124H75V126L78 127V129L76 127H74L75 132H77V131L80 132L79 136H80L81 142H83L82 140H84L85 144L84 143L83 144L88 146L87 142L90 141L91 139L89 140V137H87V132H88V131H86L87 129H85L84 131L83 130L81 131V129H79L81 126H77ZM130 124H128V125L130 126ZM202 124L206 125V123H203V122H202ZM159 125L160 124H157V127L160 130V131L158 129L156 130V131H158V133L156 132L157 135L159 134V132H161V129H162V127H161L162 125H160V126ZM166 125H168V123H166L164 126H166ZM179 125H181V124H179ZM171 126H169L170 127L169 132L172 131L173 132L172 135H173V137H175L174 133L176 132L175 131L176 128L171 130V128H173L174 125L172 127ZM197 126H199V125H197ZM98 127H97V131H99L100 128H102L100 126V128L98 129ZM159 127H161V129ZM226 127H225V129H227ZM230 127H232V126H230ZM84 128H86V127L85 126L82 127V129H84ZM220 128H223V127H220ZM154 129H156V127H154ZM167 129H168V127H167ZM167 129H165V132L166 131L168 132ZM94 130H95V128H94ZM136 130H137V128H136ZM85 131H86V133H85ZM89 131H90L89 133H91V130H89ZM193 131H194V129H193ZM218 131H219V128H218ZM143 132H146V133L143 135ZM94 133H95V131H94ZM137 133H138V131H137ZM178 133H177V135L179 136ZM98 134H100V133H98ZM125 134H126V132H125ZM160 134L162 135L163 133H160ZM166 135L168 136V133ZM147 136L149 138L148 141L146 140ZM163 137L164 136H162V138ZM134 138L136 140H134ZM171 138L172 137H170V139ZM177 138L179 139V137H177ZM123 139H124V136H123ZM160 139H161V137L159 138V140ZM181 140L182 139H179V141H181ZM156 141H158V142H156ZM174 141H176L175 138H174ZM182 141H184V140H182ZM171 142H173V141H171ZM88 143L90 144L91 141ZM171 144L169 143L170 146H171ZM175 145L173 144V146H175ZM177 145H178V142H177ZM82 148L84 149V146H82ZM86 148H88V147H86ZM86 148H85V150H86ZM127 148H125V149H127ZM178 148L179 147H177V149L176 148H174V149L178 150V152H179L180 148L179 149ZM75 149H76V147H75ZM108 149H112V148H108ZM34 150H36V149H34ZM100 150H101V148H100ZM105 150L103 148V151H105ZM36 151H33L32 160L25 159V160L21 161L19 163V165L17 166V168L18 167L20 168L19 170L22 173L29 172V174H33L34 176H40V175L44 174V172H42L41 169L38 168L39 165L43 164V160L42 161L40 160L39 157L41 155L39 153H38L39 157L37 155L35 156ZM121 151H122V149H121ZM34 152H35V154H34ZM51 152L53 154V150ZM63 152H61L62 154H60V152H56V153H58V155H56V157L61 162V164L64 163V165L67 167L68 163L66 161L71 160L72 157H75V156H72L66 152H65L66 153L65 154ZM77 152H78L77 155H79L78 158L84 157V158H86L87 161L91 160L92 162H93V159L91 158L92 153H94V152L99 153V151L96 152V150H94V152L92 151L91 154H90V152L85 154L84 152H81L80 150ZM105 152H103V153H105ZM109 153L111 154L112 158H110L111 157L110 154L107 153L109 155L108 159L109 160L111 159L110 161H113L114 160L113 158H115L116 152L114 153V151L111 150ZM100 154H102V153L100 152ZM99 155H98L99 159L101 158L100 156H102V155L104 157V154H102L100 156ZM106 156L107 155H105V158L102 157L101 161L103 159H107ZM118 158L119 157L117 156V158L115 160H117ZM167 158H170L172 161V165L169 168H168V166L170 164L168 166H166V165L162 166L163 164H165L163 162L164 161L166 162L165 159H167ZM45 159H48V158L46 157ZM52 159H50V160H52ZM108 159L105 161H109ZM167 160L169 162V159H167ZM79 163H81V161ZM81 164H83V163H81ZM65 166H64V168H65ZM165 166L167 167V169H170L166 173L164 171L166 168L163 169ZM61 167H63V166H61ZM83 167H85V166H83ZM109 168L110 167H108L107 170L105 169V171H108ZM109 171H111V170H109ZM119 171H120V169H119ZM73 175H75V174L73 173ZM122 175L120 173V176H122ZM104 176H105V174H104ZM29 177H31V176H29ZM106 177H107V174H106ZM42 179H45V180H43V182L46 181L45 186H47V184H49V185H52L53 187H56L58 189L61 186L64 187L66 185L65 184L66 182L68 184V181H69L68 179L71 180V185H72V183L76 184V182L79 181L77 178H74V177L69 178V177L63 175L61 172L60 173L56 172V173L51 174V175L45 174L43 176V178H41L40 180L42 181ZM75 179H77V181H75ZM106 180H107V178H106ZM115 180L117 181L118 179L115 178ZM45 183H43V185ZM166 183H167V186L165 188H167V189L163 190L162 186ZM116 185H118V183ZM174 188H178L177 192L179 193L178 194L179 196H177V197H179V200L177 202H175V200H171V198H173V195L175 193L169 191V189H174ZM119 197H120V195H119ZM174 199H175V197H174ZM146 203H149V206L151 207V209H150L151 219H152L153 223L155 224V229H153L154 232L153 231H152V233L150 232V235L147 234L148 232L146 233V231L143 230L144 229L143 227L146 224L140 218V216L138 214V212L140 211L138 209V207H142V206L144 207V204H146ZM143 211H145V210H143ZM143 219H144V217H143ZM258 228H260L259 230L261 231V233L259 232ZM145 230H147V229H145ZM257 233H260V234H257ZM141 251H143L144 253ZM24 253H26V252H23V254ZM23 254H19L17 257L10 259L8 264H23V259H24ZM248 254H250V253H248ZM253 255L255 256L254 253H253ZM260 259H261V256H260ZM251 260H253V259H251ZM244 262H246V260ZM251 263H254V262H251ZM261 264H264V263H261Z\"/></svg>",
	"mask_w": 264,
	"mask_h": 264
}]
</instances>
